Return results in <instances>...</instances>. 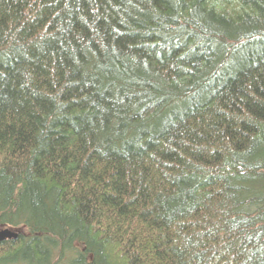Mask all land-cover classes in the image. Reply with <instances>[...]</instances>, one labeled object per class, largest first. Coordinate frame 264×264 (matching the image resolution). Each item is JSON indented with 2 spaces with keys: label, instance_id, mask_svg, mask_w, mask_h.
<instances>
[{
  "label": "trees",
  "instance_id": "1",
  "mask_svg": "<svg viewBox=\"0 0 264 264\" xmlns=\"http://www.w3.org/2000/svg\"><path fill=\"white\" fill-rule=\"evenodd\" d=\"M0 264H264V0H0Z\"/></svg>",
  "mask_w": 264,
  "mask_h": 264
},
{
  "label": "water",
  "instance_id": "2",
  "mask_svg": "<svg viewBox=\"0 0 264 264\" xmlns=\"http://www.w3.org/2000/svg\"><path fill=\"white\" fill-rule=\"evenodd\" d=\"M19 234L17 232H13L10 229H3L0 231V240L3 239H17Z\"/></svg>",
  "mask_w": 264,
  "mask_h": 264
},
{
  "label": "rangeland",
  "instance_id": "3",
  "mask_svg": "<svg viewBox=\"0 0 264 264\" xmlns=\"http://www.w3.org/2000/svg\"><path fill=\"white\" fill-rule=\"evenodd\" d=\"M11 229V228H10ZM12 231H18L19 229H11Z\"/></svg>",
  "mask_w": 264,
  "mask_h": 264
}]
</instances>
